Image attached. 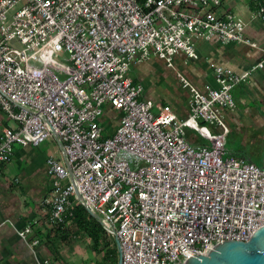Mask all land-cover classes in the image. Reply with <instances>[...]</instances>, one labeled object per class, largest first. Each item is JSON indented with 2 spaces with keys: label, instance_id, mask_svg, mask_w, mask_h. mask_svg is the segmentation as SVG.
<instances>
[{
  "label": "built area",
  "instance_id": "2783aa9c",
  "mask_svg": "<svg viewBox=\"0 0 264 264\" xmlns=\"http://www.w3.org/2000/svg\"><path fill=\"white\" fill-rule=\"evenodd\" d=\"M223 2L0 0V111L15 122L0 120V172L15 144L54 138L63 153L47 159L52 187L34 216L0 228L11 224L33 247L82 205L118 238L122 264H184L264 225V165L227 153L225 141L224 110L236 109L233 89L251 70L214 65L216 85L205 89L178 73L189 89L185 118L142 99L129 75L153 55L169 65L178 53L198 58L199 39L256 46L235 8L217 13ZM249 2L251 19L264 21V0ZM106 105L122 113L111 133L101 122ZM188 128L208 143L195 146ZM81 237L71 231V242Z\"/></svg>",
  "mask_w": 264,
  "mask_h": 264
},
{
  "label": "crops",
  "instance_id": "0c3cea01",
  "mask_svg": "<svg viewBox=\"0 0 264 264\" xmlns=\"http://www.w3.org/2000/svg\"><path fill=\"white\" fill-rule=\"evenodd\" d=\"M249 1L225 0L217 9V13L222 15L228 9L235 8L238 15L247 22L246 36L255 42L256 46L223 44L218 39L209 41L199 39L196 41L198 58H188L184 53H178L173 58V64L169 65L165 60L153 55L146 61L132 64L129 75L135 82L143 85L142 99L168 104L179 117L185 118L189 113V89L182 84L178 73L185 76L197 88L205 89L209 85H216L214 65H224L238 73L251 70L249 77L233 89L236 109L224 110L228 127L225 136L226 151L262 166L264 165V21L251 19L254 4ZM260 61H263V66L254 68ZM121 116L120 111L114 110L110 105L105 106L101 122L106 133L114 131ZM0 120L5 125H15V122L8 120L1 111ZM211 129L221 131L216 126H211ZM187 134L188 139L197 147L208 143L194 129L188 128ZM49 157H63L57 139L52 138L39 145H14L11 158L3 164L0 172V221L9 220L16 227L21 228L34 216L37 203L52 187L47 171ZM36 236V233H30L29 241ZM57 236H53L47 229L38 234L39 243L31 247L17 234L11 224L6 223L0 228V264H77L75 259L71 258L72 249L80 248L84 254L86 247L91 246L86 241L79 245L70 240L67 247L63 244V246L57 245L60 249V254L57 255L52 241H48ZM82 237L86 238V236ZM87 257L82 255L80 263L87 264Z\"/></svg>",
  "mask_w": 264,
  "mask_h": 264
},
{
  "label": "water",
  "instance_id": "95a60500",
  "mask_svg": "<svg viewBox=\"0 0 264 264\" xmlns=\"http://www.w3.org/2000/svg\"><path fill=\"white\" fill-rule=\"evenodd\" d=\"M97 219L99 215L93 213ZM117 264H122V248L117 237ZM184 264H264V225L255 230L246 240H222L215 244L207 255H192Z\"/></svg>",
  "mask_w": 264,
  "mask_h": 264
},
{
  "label": "trees",
  "instance_id": "16d2710c",
  "mask_svg": "<svg viewBox=\"0 0 264 264\" xmlns=\"http://www.w3.org/2000/svg\"><path fill=\"white\" fill-rule=\"evenodd\" d=\"M73 226L75 227L73 229ZM62 229V230H60ZM64 229L66 232H64ZM63 228H59L58 236L55 239H50L52 241L56 250L57 255L60 254V249H58V244H63L67 247L70 241L71 231L72 234H80L81 236H86L92 240L91 248L98 252L104 253L105 264H110L118 260V249L114 237H110L105 233L100 221L93 216L84 206L77 205L74 209V214L71 216ZM73 229V230H72ZM62 245V246H63Z\"/></svg>",
  "mask_w": 264,
  "mask_h": 264
},
{
  "label": "rangeland",
  "instance_id": "374dc122",
  "mask_svg": "<svg viewBox=\"0 0 264 264\" xmlns=\"http://www.w3.org/2000/svg\"><path fill=\"white\" fill-rule=\"evenodd\" d=\"M65 56H67V53L64 54V56L60 57V59L62 61H65ZM207 126H209L211 128V125L209 123H206ZM196 146V145H195ZM86 241L85 238L81 237L80 240H77L76 242L80 245L81 242ZM87 249L85 250L86 253L82 254L83 251L80 250V248L77 249H72V251L70 252L71 254V258L75 259V261L77 262V264H81L80 260H81V256H88L87 259V264L89 262V264H105L104 262V253H98L96 251H94L91 246L90 247H86ZM70 256V255H69ZM110 264H117L116 261L114 262H110Z\"/></svg>",
  "mask_w": 264,
  "mask_h": 264
}]
</instances>
